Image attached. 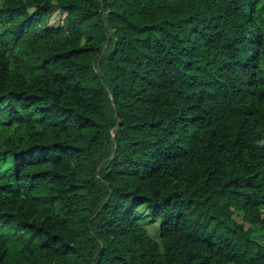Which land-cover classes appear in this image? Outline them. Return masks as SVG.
Wrapping results in <instances>:
<instances>
[{"label":"trees","instance_id":"trees-1","mask_svg":"<svg viewBox=\"0 0 264 264\" xmlns=\"http://www.w3.org/2000/svg\"><path fill=\"white\" fill-rule=\"evenodd\" d=\"M0 264H264V0H0Z\"/></svg>","mask_w":264,"mask_h":264},{"label":"rangeland","instance_id":"rangeland-1","mask_svg":"<svg viewBox=\"0 0 264 264\" xmlns=\"http://www.w3.org/2000/svg\"><path fill=\"white\" fill-rule=\"evenodd\" d=\"M61 17L59 18V16L57 17V19L52 20L51 22L56 23V21H60ZM145 226L150 230L151 235L155 238H158V224L154 223L153 221H151L150 219L146 218L145 220Z\"/></svg>","mask_w":264,"mask_h":264}]
</instances>
